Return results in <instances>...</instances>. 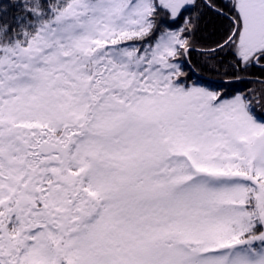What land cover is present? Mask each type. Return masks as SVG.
Wrapping results in <instances>:
<instances>
[{
  "label": "snow or ice",
  "instance_id": "snow-or-ice-1",
  "mask_svg": "<svg viewBox=\"0 0 264 264\" xmlns=\"http://www.w3.org/2000/svg\"><path fill=\"white\" fill-rule=\"evenodd\" d=\"M258 112L264 0H0V264H264Z\"/></svg>",
  "mask_w": 264,
  "mask_h": 264
},
{
  "label": "trees",
  "instance_id": "trees-1",
  "mask_svg": "<svg viewBox=\"0 0 264 264\" xmlns=\"http://www.w3.org/2000/svg\"><path fill=\"white\" fill-rule=\"evenodd\" d=\"M224 21L220 20H210L206 21L201 28V31L197 33V40L201 45H209L212 44L215 39H218L222 33L223 27L225 26ZM192 65L194 66V74L198 75L201 79L208 81V82H223L222 74L224 69H220V75L209 66L204 64L203 58L199 56L196 52H193L192 57ZM248 86H255L258 87L259 85H251L247 82L240 84L239 87H248ZM258 115L261 118H264L263 112H258Z\"/></svg>",
  "mask_w": 264,
  "mask_h": 264
}]
</instances>
